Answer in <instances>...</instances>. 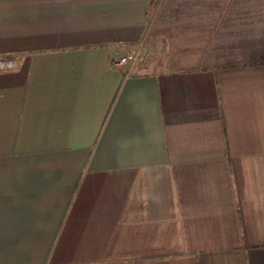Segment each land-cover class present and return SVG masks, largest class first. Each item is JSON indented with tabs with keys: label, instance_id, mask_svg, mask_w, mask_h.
Here are the masks:
<instances>
[{
	"label": "crops",
	"instance_id": "obj_1",
	"mask_svg": "<svg viewBox=\"0 0 264 264\" xmlns=\"http://www.w3.org/2000/svg\"><path fill=\"white\" fill-rule=\"evenodd\" d=\"M0 58V264H264V0H0Z\"/></svg>",
	"mask_w": 264,
	"mask_h": 264
},
{
	"label": "built area",
	"instance_id": "obj_2",
	"mask_svg": "<svg viewBox=\"0 0 264 264\" xmlns=\"http://www.w3.org/2000/svg\"><path fill=\"white\" fill-rule=\"evenodd\" d=\"M141 50V51H140ZM148 56L142 51L141 45L135 46L130 52L108 58V63L111 66H126L128 71L136 69L137 71H145L147 68L146 60ZM142 59V60H141ZM141 60L140 62H137ZM16 66V61L12 58H0V70L12 69Z\"/></svg>",
	"mask_w": 264,
	"mask_h": 264
},
{
	"label": "rangeland",
	"instance_id": "obj_3",
	"mask_svg": "<svg viewBox=\"0 0 264 264\" xmlns=\"http://www.w3.org/2000/svg\"><path fill=\"white\" fill-rule=\"evenodd\" d=\"M155 9V2L153 1V3L151 4V8H150V10H149V12L150 13H152L153 12V10ZM142 49V48H141ZM141 51V50H140ZM143 51V50H142ZM144 52V51H143ZM148 57H149V55H148V53H146V52H144ZM142 60V59H141ZM141 60H138L137 62H140Z\"/></svg>",
	"mask_w": 264,
	"mask_h": 264
}]
</instances>
